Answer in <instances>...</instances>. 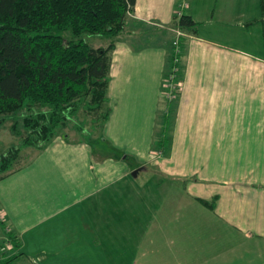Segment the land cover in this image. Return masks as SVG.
I'll list each match as a JSON object with an SVG mask.
<instances>
[{
  "label": "crops",
  "instance_id": "crops-1",
  "mask_svg": "<svg viewBox=\"0 0 264 264\" xmlns=\"http://www.w3.org/2000/svg\"><path fill=\"white\" fill-rule=\"evenodd\" d=\"M184 3V14L199 24L196 35L179 36L174 29ZM249 26L259 31L249 33L255 47L246 46ZM142 27L157 34L156 43L128 32ZM176 33L186 51L180 59L182 88L168 155L159 156L152 129L158 119L163 125L170 107L163 83L177 42L167 36ZM263 40V0H137L112 55L111 116L102 138L113 157L106 159L87 140L57 134L1 180L0 236L10 228L19 246L16 256L0 264H105L104 237L129 231L121 228V216L130 220L129 205L136 199L100 194L140 169L137 177L145 173L181 185V195L186 192L214 225L175 229L180 243L163 247L156 264H264V56L258 50ZM101 47L107 46L96 48ZM132 156L139 159L128 168ZM215 198L214 209L202 203ZM117 250L121 255L112 254L111 264H139L130 255L143 252L146 258L152 251Z\"/></svg>",
  "mask_w": 264,
  "mask_h": 264
},
{
  "label": "trees",
  "instance_id": "trees-1",
  "mask_svg": "<svg viewBox=\"0 0 264 264\" xmlns=\"http://www.w3.org/2000/svg\"><path fill=\"white\" fill-rule=\"evenodd\" d=\"M136 2L0 0V116L21 114L27 134L19 148L0 160V181L14 171L12 165L23 149L43 151L81 109L94 117V124L106 125L111 116L108 89L115 39L125 33ZM173 25L183 34L199 31V24L186 14L175 17ZM68 33L70 39L65 38ZM84 35L106 38L110 44L94 48L82 39ZM179 46L182 59L186 51ZM174 59L175 49L171 69ZM180 63L178 81L183 73ZM177 102L169 103L165 133L173 127ZM169 145L164 136L158 148L168 155ZM202 203L214 209L217 198ZM15 245L19 246L17 241Z\"/></svg>",
  "mask_w": 264,
  "mask_h": 264
},
{
  "label": "rangeland",
  "instance_id": "rangeland-1",
  "mask_svg": "<svg viewBox=\"0 0 264 264\" xmlns=\"http://www.w3.org/2000/svg\"><path fill=\"white\" fill-rule=\"evenodd\" d=\"M234 29L238 28L233 26L232 30L234 31ZM129 31H133L132 35L135 36V38H142L141 40L143 43L150 41L154 44L157 41V34H155L152 30L147 29V27H142V29H128V32ZM256 31L258 30L255 27H248V31H246L248 34H244L246 46H256L255 35H249L250 32L257 34ZM71 37L72 36L69 33L65 34L66 39H70ZM172 38L179 42V36L177 33L172 36H167V40H172ZM82 39L94 48L97 46H109L110 44L108 39L96 36L84 35ZM257 42L261 41L257 40ZM262 43L263 46L261 45L260 47V45H258V50L262 52L264 56V40ZM138 44L140 45L142 43L137 42V45ZM231 45L239 46L238 43L234 41ZM170 46H172L171 43H169L168 47L171 51L172 47ZM180 64H182V62ZM164 109L165 102H161L160 114H162ZM93 119V116L87 114V112L81 109L78 112L77 117L72 119L71 123L59 129L58 135L70 136L72 139L77 141L87 140L88 142H91L95 151L99 152L103 150L104 153H106V159L111 156L113 157L111 153H107L111 151V147L102 138L103 127L94 124ZM158 120L157 124L153 123L151 138L152 145L155 148L158 147V143L164 136H167L169 141L172 142V132L170 131L165 133L160 119ZM26 135L27 134L23 125V116L21 114L14 113L8 116L1 115L0 160L12 149L19 148L21 146L22 138H25ZM159 150L158 155L164 156L161 149ZM37 153L38 150L33 148L23 149L17 161L13 163L12 169L16 170L25 166L36 156ZM138 159L139 157L132 156V160L126 162L128 168L131 167L132 163ZM169 182L170 181H164L159 178L149 179L145 173H142L141 176L137 178L130 177L127 180L122 181L121 183L115 185L113 189L105 188L103 190L100 195L104 198H109L110 196H125V200H127V196H132L136 199L134 204L129 205L130 220L128 221V218L124 215L121 216V228H129V231L125 230L126 232H121L117 237H114V239L111 237H104L103 248L105 251V264H111L113 262L111 261L113 259L112 254L114 258H117V255H121V251L117 249L124 246H129L130 249L132 246L136 247V249L139 246L140 249H146L148 251H150L149 249H152L151 253H149L146 258H142L143 252H136L135 255H130V257H134L138 262H140L139 264H156V262L160 259V250L162 251L163 247H166L167 245L170 247V245L180 243L179 240H181L182 237L176 235V232L174 231L175 229L188 227L203 229L214 226L213 221L209 219V216L207 218V215L205 216L203 214L204 212L201 206L188 199L186 192H183V196L181 195V189L183 191L181 185L173 187ZM131 185H133L134 188L131 187ZM179 197L182 198V200ZM123 207H128V203L125 205L124 203H121V208ZM122 213L121 209V214ZM127 214L128 212H126V215ZM132 216L137 217L134 219V222L131 221ZM129 224L130 226H128ZM117 251L119 252L117 253ZM107 258L109 260L108 263L106 261ZM127 260L131 261L130 258Z\"/></svg>",
  "mask_w": 264,
  "mask_h": 264
},
{
  "label": "built area",
  "instance_id": "built-area-1",
  "mask_svg": "<svg viewBox=\"0 0 264 264\" xmlns=\"http://www.w3.org/2000/svg\"><path fill=\"white\" fill-rule=\"evenodd\" d=\"M188 4L184 3L182 8L177 12V18H181L184 14V10L187 8ZM131 17L133 15H130ZM182 34L179 32V36ZM175 59L174 66L170 70L169 74L165 77L163 83V98L168 103L175 102L181 92L182 83L178 81L180 68L177 66L180 63L179 55L181 54L179 42H175ZM0 222L3 224L5 218L0 214ZM17 238L12 235L10 228H4V236H0V262L5 259H10L18 254V248L15 245Z\"/></svg>",
  "mask_w": 264,
  "mask_h": 264
},
{
  "label": "water",
  "instance_id": "water-1",
  "mask_svg": "<svg viewBox=\"0 0 264 264\" xmlns=\"http://www.w3.org/2000/svg\"><path fill=\"white\" fill-rule=\"evenodd\" d=\"M141 170V169H140ZM140 170H137V171H135L134 173H133V177H137L138 176V174H139V172H140Z\"/></svg>",
  "mask_w": 264,
  "mask_h": 264
}]
</instances>
